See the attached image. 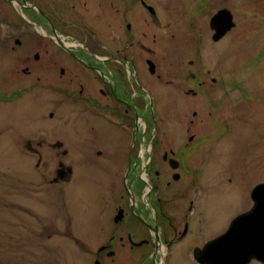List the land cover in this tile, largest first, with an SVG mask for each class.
Instances as JSON below:
<instances>
[{
	"label": "flooded vegetation",
	"instance_id": "af4514ba",
	"mask_svg": "<svg viewBox=\"0 0 264 264\" xmlns=\"http://www.w3.org/2000/svg\"><path fill=\"white\" fill-rule=\"evenodd\" d=\"M0 2L19 16L15 22L0 19L3 99L19 101L25 110L43 90L51 94L50 111H27L23 124L9 131L21 149L36 157L39 182L55 186L69 207L74 193L67 192L74 180L101 185L90 173L96 158L106 149L128 150L123 170L115 171L114 161H106V174L117 176L109 177L110 193H79L88 201L82 206L83 221L69 207L70 220L62 229L90 261L75 259L76 264H201L196 252L226 230L209 234L217 174L212 176L206 164L211 144L203 146L207 135L201 133L207 122L186 120V111L173 110L171 100L178 91L186 108V102L194 104L210 91L209 79H216L201 77L192 61L166 74L154 61L155 29H165L158 2ZM143 55L147 68L140 65ZM163 74L167 80L162 83ZM170 84L172 89H166ZM153 87H160L169 109L164 101L158 108V98L155 103L149 98ZM11 110L15 113L16 107ZM191 113L196 117L202 111ZM233 117L224 128L230 130ZM181 118L185 133L177 126ZM86 189L83 185L82 192Z\"/></svg>",
	"mask_w": 264,
	"mask_h": 264
},
{
	"label": "rangeland",
	"instance_id": "374dc122",
	"mask_svg": "<svg viewBox=\"0 0 264 264\" xmlns=\"http://www.w3.org/2000/svg\"><path fill=\"white\" fill-rule=\"evenodd\" d=\"M154 1L158 2L160 23L165 29H155L152 56L164 68V74L192 61L200 69L201 77L216 79L215 82L209 79L210 91L194 104L186 102V108L184 96L173 90L175 102L171 100V108L185 110L186 120L200 118L207 122L201 133L207 135L203 136V146L211 144L206 164H210L212 176L217 174L212 189L217 195L212 199L209 234L220 233L236 216L251 208V189L259 182L264 183V0ZM220 8L231 11L234 26L213 41L208 23ZM17 18L12 6L0 2L1 20L15 22ZM146 56L141 57V66L146 67L143 60ZM164 74L162 83L167 80ZM172 76L175 75L171 73ZM171 86L166 89H172ZM160 92V87H153L149 98L154 103L158 98V108L164 101L169 109L168 99L164 100ZM3 93L4 87L0 86V264H76L75 259L88 260L83 252L75 250L67 230L62 229L70 220L69 207L75 211L77 221H83L82 206L88 205V201L79 193H110L109 177L113 174L110 171L106 174L110 166L106 161L112 159L114 170L121 171L126 167L128 150L104 149V156L96 158L90 167L91 176L99 178L101 185L91 179L74 180L73 190L67 192L74 193L68 207L67 198L62 199L55 186L39 182L34 167L36 157L21 149L9 134L13 127L23 124L27 111H50L51 94L43 90L38 101H28L24 110L19 101H5ZM202 99L207 101L205 105ZM12 106L16 107L15 113ZM192 110L202 114L193 117ZM232 117L228 130L224 127ZM179 121L177 126L185 133L187 125L182 118ZM198 126L199 123L196 130ZM44 154L50 157L51 153L44 150ZM77 164H81V159ZM83 185L87 187L84 192ZM72 251L76 252L74 259ZM248 264L263 263L251 260Z\"/></svg>",
	"mask_w": 264,
	"mask_h": 264
},
{
	"label": "water",
	"instance_id": "95a60500",
	"mask_svg": "<svg viewBox=\"0 0 264 264\" xmlns=\"http://www.w3.org/2000/svg\"><path fill=\"white\" fill-rule=\"evenodd\" d=\"M208 25L213 31L212 40L217 41L234 26L233 15L229 9L220 8ZM250 198L251 208L236 216L222 234L196 252L201 264H248L251 260L264 264V183L251 189ZM200 254L208 258L204 260Z\"/></svg>",
	"mask_w": 264,
	"mask_h": 264
}]
</instances>
